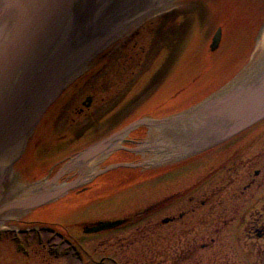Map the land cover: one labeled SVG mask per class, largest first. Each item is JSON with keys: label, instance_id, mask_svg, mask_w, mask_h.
<instances>
[{"label": "flooded vegetation", "instance_id": "obj_1", "mask_svg": "<svg viewBox=\"0 0 264 264\" xmlns=\"http://www.w3.org/2000/svg\"><path fill=\"white\" fill-rule=\"evenodd\" d=\"M261 7L264 9L263 5ZM252 21L246 27V30L249 31H245L246 35L244 39H241L247 45L255 43L258 36L259 28L255 29L258 20L255 18L254 22ZM218 27L222 30L221 45L224 41L223 35L226 27L224 25ZM192 28L189 27L190 30ZM176 29L174 28V31ZM213 36L214 34L209 40V45ZM164 40L156 45L151 59H146L150 55L147 53V44L139 43L138 38L135 39L132 36L125 38L126 43L121 42L117 45V47L124 46L125 51L120 59L121 68L119 71L122 74L119 78L115 73L117 72V62L112 59L117 47L112 46L108 50L105 57L107 67L111 68L112 72L110 71L109 84L111 86L106 91V102L99 101L100 103H98L97 93L89 92L75 106L73 112L80 115V118L72 117V123H83L85 127L76 133L77 139L75 140L63 143V140H67L65 138L69 136L67 133L59 137L62 144L68 143L74 147L57 156L52 162L46 164L41 162L40 166H48L45 175L34 171L36 163L31 162L32 157L30 156L31 147L34 144L30 139L34 137L35 133L29 137L22 154L13 164V172L4 180L0 207L21 197L20 195L15 197V193L28 190L31 188V184L37 180L53 177L62 168L67 167L59 178V184L69 183L80 175H83V178L77 186L54 201L30 210H23L17 214H11L10 210L1 214L0 217L6 218L3 223H0V241H2L1 238H5V234H12L13 240L17 243V249L27 253L29 247L22 241V235L26 236L24 239L33 235L41 244L38 250L59 248L60 246L57 244L50 247V239H53V236H61L66 240L68 238L73 241L70 238L77 235L62 221L44 218L70 216L68 213L53 214L55 210L51 211L52 208L62 209L60 207L63 203L73 196L77 197V199L75 198L76 207L82 205V202L83 205H87L97 201L96 192L103 189H107V191H100L99 196L102 198L116 195L124 190H127L125 195L129 197L130 193L133 191L135 193L141 186L153 181L157 184L158 194L149 204L121 214L93 215L92 217L96 218L81 219L79 231L85 234L105 231L120 232L125 231V228L128 227L129 230L124 234L132 235L142 230L140 224L152 217L155 220V231L159 235L163 229H169L171 245L163 251L159 250L154 256L157 261L149 262V264H179L181 262L174 261L178 253L185 254L184 257H181L185 259L181 264H187L186 261L199 251L235 247V241H237L236 244L241 243L246 253L250 255L243 256L245 262L261 264L264 258V117L207 149L190 151L184 156L179 154L175 147L158 150L154 165L141 164L146 160L145 150L137 149V147L142 145V141L148 137L150 130L148 125L141 124L125 135V138L119 142L121 147L109 154L101 155L99 161L94 165L89 163L91 160L75 162L71 166L67 165L82 149L106 138L141 117L162 118L172 113L178 94L187 92L185 88H178L174 81L177 76L178 58L182 57L177 54L178 47H183L182 44L184 45L185 42L182 43L183 40L179 42L177 37ZM97 56L89 60L85 70L62 91L57 100L47 109L48 112L61 100H63L61 108H66L73 92L75 94L79 89L78 82L82 78L84 82H87L88 78L90 80L93 75L99 72V69H94L100 61L94 60ZM120 88L123 89L122 94L115 100ZM68 89H70V95L67 94L68 98L64 100L62 97ZM139 94H146V97L137 102L129 100L131 96ZM103 103H106L104 114L99 118H92L91 109H101ZM47 111L45 113H48ZM100 127H104V129L100 131ZM89 132L92 134L86 135ZM169 137L172 140L171 147H173L176 145L178 135L170 134ZM197 145V143H193L190 147ZM117 162H130L133 165H121L100 171ZM2 163H0L1 171L7 167ZM96 171L100 172L95 175L91 174ZM163 183L167 186L162 185ZM75 217L87 216L81 214ZM101 217L125 220L107 230L87 231L97 222L109 220ZM142 231V233L147 232L146 229ZM46 232H50L51 235H47L43 242V233ZM231 238L236 240L233 242L230 240ZM73 242L77 251L82 252L83 245L78 239L76 238V241ZM168 252H172V256ZM165 253L172 259L171 262L158 261L160 256ZM106 260L108 261L101 260L91 264H123L109 256Z\"/></svg>", "mask_w": 264, "mask_h": 264}, {"label": "rangeland", "instance_id": "obj_2", "mask_svg": "<svg viewBox=\"0 0 264 264\" xmlns=\"http://www.w3.org/2000/svg\"><path fill=\"white\" fill-rule=\"evenodd\" d=\"M99 1L100 0H78L74 13V19H76V35L80 34L84 36V34L89 33L87 30L89 26L87 25L90 22H104L103 19L106 18L112 10L114 11L116 8H119L120 5L118 4L123 0H101L102 3H99ZM150 1L156 2L159 0H146L145 2ZM104 2H106V4H104ZM262 5L264 6V0H256L255 2L252 0H174L171 4L170 11L161 12L136 23L126 33L120 36L117 41L105 47L94 59L100 60L94 68L99 69V72L93 76L91 75V79L89 80L88 78L87 82H84V80H82L83 78L80 80L81 82H78L79 89L75 94L73 92L72 98L71 100L69 98L70 102L66 108H61V103L63 102V100H61L60 103H56L49 112L47 111L48 113L43 114L35 129L34 137L30 139L32 140V144H34L31 147L32 152H30V156L32 157L31 162L36 163L34 171L38 174L45 175L48 166H40L41 162H45V164L52 162L57 156L74 147V145L71 146L68 143L62 144V140H60L59 137L65 133L69 135L65 138L67 140H63V143L68 140L77 139L76 133H79V130L83 129L85 126L83 123H72V117L80 118V115L74 113L73 109L87 94H89V92L97 93L98 103H100L99 101L106 102V91L111 86L109 82L111 78L110 71L112 72V69L107 67L105 55L112 46L117 47L121 42H125V38L132 36L135 39L138 38L139 43L147 44V53L150 55L146 59H151L150 57L154 55L156 45L165 41L164 39L177 37L179 42L183 40L182 43L185 42L184 45L182 44L183 47H178L177 54L180 55L179 57H182L178 58L177 76L174 81L178 88H185L187 92L177 96V102L172 108V112L184 110L187 107L199 103L205 96L213 93L219 86L239 73L248 61L249 54L254 52L255 59L262 53L264 48L258 49L257 44L263 27L258 31V37L253 48L241 40L242 38L244 39L246 32L249 31L246 30V27L250 21L253 20L252 22H254L255 18L258 20L255 29L259 28L262 23H264V9H262ZM132 11H134V8L126 14L118 13L116 18L112 19L114 22L113 25L122 18L131 16ZM220 25L226 27L223 35L224 41L217 51L211 52L208 50L210 47L209 40L215 31L217 32V28ZM99 26L100 25L95 26L93 30L98 29ZM189 27H193L192 30H190ZM172 28L173 30H171ZM174 28L177 29L174 31ZM124 53V46H118L112 58L117 62V72H115L117 78L122 74V72L119 71L121 68L120 59ZM248 65L249 64H247L246 67H249ZM243 71L244 70H242L237 77H239ZM69 90L70 89L63 95L62 99L65 100L68 98L66 95H70ZM122 90L121 88L120 91L118 90L115 100L118 99V96H121ZM145 97L146 94H139L134 97L131 96L129 100L131 102H137L143 100ZM100 108L101 109H91L93 114L91 116L92 118H99L100 115L104 114L106 111V103H103ZM194 108L195 107H191L189 109ZM184 111H187V109ZM195 114L192 115L190 119H187L188 121L184 119L178 120L175 126L177 128L175 133L192 132V128L196 123V120H193V116L199 118L198 114L200 113L197 115ZM103 129L104 127H100L99 130L102 131ZM155 129L154 127L147 140L144 141L146 142L145 144H151V147L145 150L146 158L149 159H152L155 155L153 144L156 139L163 140V131L161 129ZM91 134L92 133L89 132L86 135ZM38 142L41 143L39 144ZM162 185L167 186L165 183ZM104 190L107 191V189H103L96 192L98 197L95 202L83 205L81 201L82 205L76 207L77 203H75V198L77 199V197L73 196L63 203L62 207H60L62 209L58 210L57 207H54L51 210H55L53 214L68 213V215H70L69 217H44L50 220H60L67 228H70V230L77 235L72 236L70 239L73 241H76V238L78 239L80 244L83 245L82 252H78L73 246L75 243L68 240L67 237L66 240L61 236H53L52 234L53 239H50V247L53 244L60 246L53 250H49L48 248L45 250H38L41 244L37 242L33 235H29V237L25 239L24 237L26 236L22 235V241L29 247L28 252L25 253L17 249V243L13 240L12 234H5V238H1L2 241H0V264H81L85 262L91 264L101 260L108 261L106 260L107 256L113 257L123 264H149V262L153 263L157 261L154 256H156L158 251H163L165 248L170 247L171 234L169 229L165 228L159 235V233L155 231V220L152 217L140 224L142 230H147L146 233H142L143 231L140 230L132 235L130 233L124 234L129 230L128 227L125 228L126 230L124 229L125 231L120 232L105 231L85 234L79 231L81 225L79 221L81 219L90 220L96 218L92 217L93 215L121 214L128 210L130 211L149 204L156 194H158L157 184L153 181L151 183H146V185L141 186L135 193H133L134 191L130 193L131 195H129V197L125 195L127 190H124L116 195L108 196L109 198H102L99 195L101 192H104ZM81 214L87 217H75ZM51 215L52 214L49 216ZM101 218L110 219L111 217ZM34 226H36V224H34ZM47 235L49 236L51 233H43V242L46 240ZM230 240L234 242L236 239L231 238ZM236 242L237 241L234 242L235 247H226L220 250L212 248L199 251L195 255H192L190 260L188 259L186 263L248 264L243 259V256L247 257L250 255L246 253L241 243L236 244ZM168 253L172 256V252ZM184 255L183 253H178L174 261L184 262L185 259L181 258L184 257ZM167 256V253L162 254L158 261H172V259ZM261 264H264V258Z\"/></svg>", "mask_w": 264, "mask_h": 264}, {"label": "water", "instance_id": "obj_3", "mask_svg": "<svg viewBox=\"0 0 264 264\" xmlns=\"http://www.w3.org/2000/svg\"><path fill=\"white\" fill-rule=\"evenodd\" d=\"M15 1L0 0V163L3 162L1 159L10 148L19 145V149L7 163L6 169L1 171L0 168V197L3 193L5 178L13 172L14 162L22 154L26 142L44 112L57 99L67 84L73 81L85 68L80 71L75 70L87 61L89 62L104 48L97 52L103 43L100 41L110 40L112 36L122 34L132 21L136 22L137 19L140 20L171 3L164 4L161 3L162 0L153 2L136 15L133 12L134 14L130 17L122 18L115 25H113V18L106 20L105 23H100L97 31L94 30L89 35L87 33L82 36L75 33L74 13L78 0ZM131 7L133 8V6ZM69 24L72 28L67 34L64 49L45 65L47 56L57 42L62 39V34L66 32ZM220 37L219 29L213 38V49L218 46ZM113 40L115 39L109 43ZM260 66L257 65L254 71ZM247 76L246 83L242 81L240 92L228 93L233 85L232 82L194 108H200V114H198L199 118L192 128V132L177 134L175 126L178 120L188 121L187 119L192 116L193 109L161 119L140 118L82 149L67 165L71 166L75 162H88L96 157H101V155L109 154L121 147L119 142L125 138V135L141 124L163 129V140L155 141L153 144L156 150L174 147L178 149L181 146L188 148L193 143L201 144L198 149L209 147L243 130L264 116V68L259 74L251 73L249 75L248 73ZM206 109H209V112ZM170 134L178 135L176 145L173 147H171ZM147 147L149 148L151 145H147ZM192 149H188V152ZM120 165H133V163L118 162L110 164L100 171ZM66 169L67 167L62 168L51 178L46 177L32 183L30 187L37 183H40L42 187L39 191L2 205L0 215L5 214L7 210L17 212L30 210L65 195L83 178V175H80L69 183L59 184V178ZM100 171L91 174L95 175ZM123 221L124 219L101 221L89 227L87 231L112 228Z\"/></svg>", "mask_w": 264, "mask_h": 264}, {"label": "bare ground", "instance_id": "obj_4", "mask_svg": "<svg viewBox=\"0 0 264 264\" xmlns=\"http://www.w3.org/2000/svg\"><path fill=\"white\" fill-rule=\"evenodd\" d=\"M146 0H123V1H121V2H119V4L118 5H120L121 7H119V8H116V10H115V13H113L114 11L112 10L111 11V13L110 14H108L107 16H106V18H104L103 19V21L105 22L106 20L108 21V20H111L112 18H116V15L118 14V13H120V14H122V13H124V14H126L127 12H130L133 8H134V11H132V14H133V12H135V15L136 14H138L139 12H141L142 11V9L143 8H146L147 6H150L151 4H152V2L153 1H150V2H145ZM161 1V0H160ZM173 0H162L161 1V3H168V2H172ZM99 3H102V1L100 0L99 1ZM104 4H106V2H104ZM112 4V3H111ZM131 6H135V7H131ZM100 11V10H99ZM113 13V14H112ZM1 16V15H0ZM111 16V17H110ZM114 16V17H113ZM126 17H128V16H126ZM130 17V16H129ZM127 19V18H126ZM139 19H137V21H138ZM136 21V22H137ZM104 22H90L87 26H89V28H87V30H88V32L89 33H92V31H94L93 29H94V27L95 26H97V25H100V23H104ZM135 20L134 21H132L131 23H130V25L129 26H127L128 28L127 29H129L130 27H132L135 23ZM96 23V24H95ZM120 24V23H119ZM70 25L71 24H69V26L67 27V30H66V32L65 33H63L62 34V39L60 40V41H58L57 42V44L54 46V48L51 50V52L49 53V55L47 56V58H46V62H45V65H47V62H50L59 52H61V50H63L64 49V47H65V42H66V39H67V34L70 32V29L72 28V26H71V28H70ZM120 26V25H119ZM125 29V28H124ZM127 29H125V30H127ZM89 33H88V35H89ZM87 35V36H88ZM122 34H119V35H114V36H112L111 37V39L110 40H102V41H100V42H103L102 43V45L99 47V49L97 50V52L100 50V49H102L103 47H105L106 45H107V43H109L112 39H117L119 36H121ZM62 40H64V41H62ZM257 48L258 49H260V48H264V27H263V29H262V31H261V36H260V39H259V41H258V44H257ZM87 63H88V61L86 62V63H84L83 65H81L78 69H76L75 71H80V70H82L83 68H85L86 67V65H87ZM263 63H264V49H263V51H262V54H261V57L259 58V60L258 61H253V65L246 71V74L244 75V74H242L237 80H235L232 84L233 85H231L232 87L230 88V90H229V94H232V93H234L235 91H241V88H240V86H242L241 84L243 83V82H245V81H247L246 79H247V75H248V73H249V75H251V73L253 74V73H257V74H259L260 72H262V70H263V68H264V65H263ZM257 65H261L258 69H256V71H254V68L257 66ZM263 66V68H261ZM45 67V66H44ZM254 71V72H253ZM243 81V82H242ZM246 83V82H245ZM240 88V89H239ZM230 92H232V93H230ZM227 93V92H226ZM215 99H216V97H215ZM207 104V103H206ZM205 108H208V107H205ZM208 112H209V109H206ZM200 112V108H196V109H193V113H192V115L193 114H195V115H197L198 113ZM201 115H203L202 113H201ZM189 117V116H188ZM190 119V118H189ZM193 120H196L195 122H197V118L196 117H194L193 116ZM121 138V137H120ZM120 138H118V139H120ZM19 149V145H15V146H13L12 148H10L6 153H5V156H3V158L1 159V160H3V165H7V163H9V161L11 160V157L12 156H14L16 153H17V150ZM99 161V157H96V158H94V159H92L89 163L91 164V165H94L96 162H98ZM90 164H88V165H90ZM87 167V166H86ZM42 186H41V184L39 183H37V185H35V186H33V187H31V188H29L28 190H25V191H23V192H20V193H15L14 194V196L15 197H17V196H26V195H28V194H31V193H34V192H36V191H39V189L41 188ZM13 198V197H12ZM17 213H19V212H17V211H12L11 212V214H17ZM6 217H0V223H3V220L5 219Z\"/></svg>", "mask_w": 264, "mask_h": 264}]
</instances>
